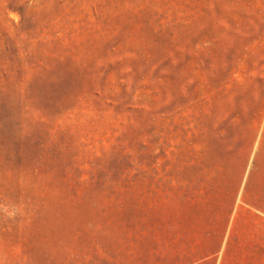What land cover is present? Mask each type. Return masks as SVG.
<instances>
[{
	"label": "rangeland",
	"instance_id": "obj_1",
	"mask_svg": "<svg viewBox=\"0 0 264 264\" xmlns=\"http://www.w3.org/2000/svg\"><path fill=\"white\" fill-rule=\"evenodd\" d=\"M258 146L264 0H0V264H146L178 161Z\"/></svg>",
	"mask_w": 264,
	"mask_h": 264
},
{
	"label": "crops",
	"instance_id": "obj_2",
	"mask_svg": "<svg viewBox=\"0 0 264 264\" xmlns=\"http://www.w3.org/2000/svg\"><path fill=\"white\" fill-rule=\"evenodd\" d=\"M180 159L176 209L161 218L146 264H264V146L244 163L232 149Z\"/></svg>",
	"mask_w": 264,
	"mask_h": 264
},
{
	"label": "clouds",
	"instance_id": "obj_3",
	"mask_svg": "<svg viewBox=\"0 0 264 264\" xmlns=\"http://www.w3.org/2000/svg\"><path fill=\"white\" fill-rule=\"evenodd\" d=\"M0 209H7L4 214L9 219L15 218L18 214H22V212L24 211L23 206L16 203H12L11 206H9L8 204L0 203Z\"/></svg>",
	"mask_w": 264,
	"mask_h": 264
}]
</instances>
